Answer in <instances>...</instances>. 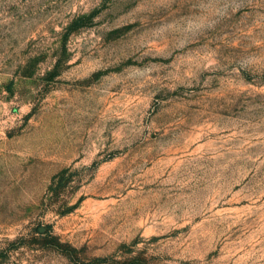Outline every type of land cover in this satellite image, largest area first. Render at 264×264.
Listing matches in <instances>:
<instances>
[{"label": "rangeland", "instance_id": "1", "mask_svg": "<svg viewBox=\"0 0 264 264\" xmlns=\"http://www.w3.org/2000/svg\"><path fill=\"white\" fill-rule=\"evenodd\" d=\"M0 264H264V0H0Z\"/></svg>", "mask_w": 264, "mask_h": 264}, {"label": "trees", "instance_id": "2", "mask_svg": "<svg viewBox=\"0 0 264 264\" xmlns=\"http://www.w3.org/2000/svg\"><path fill=\"white\" fill-rule=\"evenodd\" d=\"M46 236L50 238L51 240H54V236L51 233H47Z\"/></svg>", "mask_w": 264, "mask_h": 264}]
</instances>
